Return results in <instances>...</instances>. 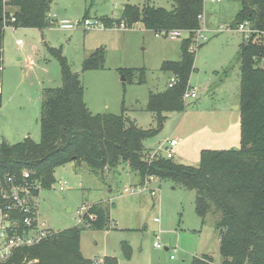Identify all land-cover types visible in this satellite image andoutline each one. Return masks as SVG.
I'll use <instances>...</instances> for the list:
<instances>
[{
  "label": "rangeland",
  "instance_id": "374dc122",
  "mask_svg": "<svg viewBox=\"0 0 264 264\" xmlns=\"http://www.w3.org/2000/svg\"><path fill=\"white\" fill-rule=\"evenodd\" d=\"M240 1L204 0L201 37L188 80L196 97L184 100L183 112L163 114L162 130L143 143L147 152L167 139H176L172 160L197 167L203 150L239 148V48L245 39L233 22ZM126 4L173 8L169 0H53L48 15L80 22L101 17L117 20ZM155 34L141 23L125 30L120 25L92 31L81 27L61 30L56 23L44 30L5 27L0 144H15L25 138L39 142L43 90L62 85L60 64L48 48L60 49L71 72L78 75L84 103L92 114L120 115L123 110L124 117L137 127L154 129V115L146 110L148 95L167 89L170 73L163 72L161 65L180 59V43L188 37L172 40ZM195 38L194 35L193 42ZM101 48L102 67L82 71L86 58ZM54 177L55 184L50 190H40L37 200L42 229L57 232L77 226L79 217L93 204L109 209L110 229L85 228L81 233L79 246L85 259L100 262L104 257H114L117 264H191L195 257L207 256L212 263H221L219 231L215 227L218 215L209 213L202 222L195 213V191L151 178L147 191L130 195L124 189L135 188L141 182L125 164L105 170L102 176L85 164H67L57 168ZM59 181L64 183L63 190L59 189ZM125 246L129 248V258L124 255ZM24 261L37 263L36 259L23 258Z\"/></svg>",
  "mask_w": 264,
  "mask_h": 264
},
{
  "label": "trees",
  "instance_id": "16d2710c",
  "mask_svg": "<svg viewBox=\"0 0 264 264\" xmlns=\"http://www.w3.org/2000/svg\"><path fill=\"white\" fill-rule=\"evenodd\" d=\"M171 10L154 6L124 5L121 18L101 17L106 28L123 25L131 28L141 23L155 33L180 30L188 32L180 43V59L164 62L163 72L177 76L171 88L149 93L146 110L153 113L156 127L143 130L122 114H92L86 107L84 90L78 75L71 72L61 50L48 48L61 67L62 85L43 90L40 106V139L30 138L0 144V184L12 176L22 183L27 171L29 183H38L41 190L55 184L54 173L59 167L85 164L100 176L107 169L125 164L139 177L170 181L195 191V213L204 221L209 213L217 214L215 227L219 231L221 264H264V38L245 40L239 48L240 58V137L239 148L203 150L197 167L185 166L163 157H149L144 141L162 130L167 112H183L182 95L193 70L195 51H191L194 32L200 30L204 0H169ZM53 0H0V87L2 41L5 27L44 30ZM4 6L13 10L7 11ZM87 15V13H86ZM85 15V16H86ZM14 18V21H11ZM99 20V21H100ZM247 22L253 29L264 31V0H241L233 24ZM255 36V35H254ZM103 49H98L83 62L82 71L97 70L104 62ZM133 72V71H131ZM130 74V70H127ZM140 70V81H143ZM1 107V93H0ZM1 203V199H0ZM95 219L90 221L88 216ZM84 225L61 231H50L36 245L18 249L0 264H25L23 258L36 259V264H117L114 257L91 261L80 252V236L85 228L92 231L112 227L108 207L93 204L83 215ZM124 255L129 258V248ZM207 256L194 258L191 264H209Z\"/></svg>",
  "mask_w": 264,
  "mask_h": 264
},
{
  "label": "built area",
  "instance_id": "2783aa9c",
  "mask_svg": "<svg viewBox=\"0 0 264 264\" xmlns=\"http://www.w3.org/2000/svg\"><path fill=\"white\" fill-rule=\"evenodd\" d=\"M9 0H1L3 5H5ZM211 2H220V0H210ZM9 6H4V9L8 11ZM201 19V17H200ZM11 21H14V18H11ZM48 23L57 24L58 28L61 30H74L78 27L83 28L86 31L92 30H105L107 29L104 24L99 20H90L85 19L82 22L80 21H71L67 19H56L54 15H48ZM115 28V27H114ZM121 29L125 30L123 25ZM241 33H243L244 39L249 40L254 37V41H259L264 38V31H259L253 29L247 22L240 24L237 28ZM188 32L173 30L168 32H158L155 36L164 35L169 39H178L182 35H187ZM196 36L193 44L190 47L191 51H195L197 44L199 43L200 30L194 32ZM255 35V36H254ZM17 44L20 45V41H17ZM264 62L262 58L259 62ZM177 82L176 75H170L167 87L171 88ZM196 93L193 88L186 87L182 100L189 98H195ZM177 145L176 139H167L162 144H160L155 150L148 152L149 157L159 158L163 157L165 159H172V149ZM164 147V148H163ZM165 149V154H161V150ZM29 173L22 172V183L18 184L15 182L14 177L6 176L5 184H0V263L7 261L15 251L18 249L29 248L38 244L49 232V230H44L40 227L38 222V210H37V200L40 192V186L38 183H29L27 180L29 178ZM152 177L145 179L139 186L135 188H126L124 192L132 195L135 193H142L147 191V182ZM59 189L63 190L64 183L58 182ZM154 191L151 192L153 196ZM87 212V208L85 213ZM83 213L79 217L78 224L88 227V225L83 222ZM90 221L95 219L93 214L88 216ZM156 248L159 246L154 244ZM26 264V261H24ZM29 264H33L31 261ZM209 264H215L210 262ZM218 264H221L220 262Z\"/></svg>",
  "mask_w": 264,
  "mask_h": 264
},
{
  "label": "crops",
  "instance_id": "0c3cea01",
  "mask_svg": "<svg viewBox=\"0 0 264 264\" xmlns=\"http://www.w3.org/2000/svg\"><path fill=\"white\" fill-rule=\"evenodd\" d=\"M97 114H100V113H97Z\"/></svg>",
  "mask_w": 264,
  "mask_h": 264
}]
</instances>
